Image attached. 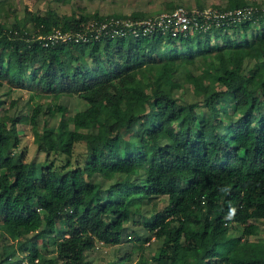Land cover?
I'll return each instance as SVG.
<instances>
[{
    "label": "trees",
    "instance_id": "1",
    "mask_svg": "<svg viewBox=\"0 0 264 264\" xmlns=\"http://www.w3.org/2000/svg\"><path fill=\"white\" fill-rule=\"evenodd\" d=\"M256 6L251 19L177 36L47 47L34 37L82 30L102 15L50 8L26 10L11 27L0 19V85L6 93L25 85L38 99L29 113L0 110V264H89L96 246L122 240L136 260L125 251L105 264H264V7ZM186 90L195 101L179 96ZM61 94L86 107L70 113ZM19 124L32 126L40 162L26 159ZM129 221L151 233L124 232ZM255 223L263 236L250 238ZM151 238L160 244L147 254Z\"/></svg>",
    "mask_w": 264,
    "mask_h": 264
},
{
    "label": "rangeland",
    "instance_id": "2",
    "mask_svg": "<svg viewBox=\"0 0 264 264\" xmlns=\"http://www.w3.org/2000/svg\"><path fill=\"white\" fill-rule=\"evenodd\" d=\"M171 0H0V19L6 24V26L11 27L12 23L18 22L22 24L25 17L26 10L31 12L45 13L48 9L52 8L59 14L64 13H74V14H92L98 12L100 15L105 16L110 13H115L121 15V13H131L134 12H147V16L154 15L160 11L166 10L165 3ZM173 3L178 5H183L186 8L196 7L198 2L206 5H225L226 0H172ZM253 5H259L264 7V0H247ZM119 13V14H118ZM30 23H26V27L30 29ZM238 59L240 57L238 56ZM243 71V70H242ZM181 81H184L182 79ZM6 85H0V99L3 101L0 110L6 109L10 114H24L29 113L31 105L37 98H30V89L22 85L20 88H15L6 93ZM178 93V92H177ZM191 90H186L182 98L188 100H196V97L192 96ZM41 101H47L46 97H42ZM59 102L67 106L70 113L77 110H81L86 107V103L83 99L79 98L75 94H61L59 97ZM38 127L41 124V118L38 117ZM49 124L53 125L56 122L55 117L49 118ZM19 129L21 131V143L20 147L26 152V159H35L40 162L43 157V152H38L36 148V143L34 141L32 126L29 124H19ZM83 148L82 144L76 145V150H81ZM91 179L100 181L101 186L102 178L96 175L90 176ZM131 217V216H130ZM132 230L137 233H142L145 235L150 234L141 225L134 226L131 221L126 224V229L124 232L130 233ZM242 227L237 225L236 233L240 234ZM263 236V224L255 223L253 229V235L250 238H256ZM39 243L41 240H38ZM132 241L121 242L119 248L115 246H98L92 249L89 253L90 263L89 264H105L107 261H112L117 258V255L123 254L125 251H131L130 261L134 262L136 260L137 252L135 249L132 251ZM149 244H145L146 253L152 254L160 241L157 239H150ZM53 252V250H52ZM18 256V255H17ZM119 264H127L123 260H118Z\"/></svg>",
    "mask_w": 264,
    "mask_h": 264
},
{
    "label": "built area",
    "instance_id": "3",
    "mask_svg": "<svg viewBox=\"0 0 264 264\" xmlns=\"http://www.w3.org/2000/svg\"><path fill=\"white\" fill-rule=\"evenodd\" d=\"M256 5L221 9L215 5L186 8L178 5L172 10L162 11L146 17H125L124 15L91 18L82 30L54 28L45 35L34 37L47 47L66 42H87L101 35L138 36L154 32H165L171 36L185 34L198 28L212 25L223 26L229 22L251 19ZM98 249L99 247L96 246Z\"/></svg>",
    "mask_w": 264,
    "mask_h": 264
},
{
    "label": "crops",
    "instance_id": "4",
    "mask_svg": "<svg viewBox=\"0 0 264 264\" xmlns=\"http://www.w3.org/2000/svg\"><path fill=\"white\" fill-rule=\"evenodd\" d=\"M172 1V0H171ZM167 3V2H166ZM166 3H165V5H166ZM172 3H173V1H172ZM174 5H178V4H175V3H173ZM163 11H167V10H163ZM132 12H134V11H132ZM160 12H162V11H160ZM143 13H146V14H148L147 12H143ZM159 13V12H158ZM119 14V13H118ZM124 14H129V13H125V12H123V13H121V15H124ZM157 14V13H156ZM155 15V14H154Z\"/></svg>",
    "mask_w": 264,
    "mask_h": 264
}]
</instances>
